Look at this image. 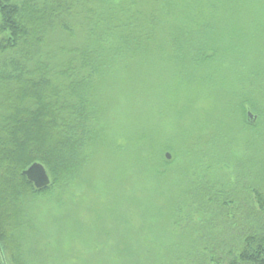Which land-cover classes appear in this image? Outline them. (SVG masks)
Returning <instances> with one entry per match:
<instances>
[{"label":"trees","instance_id":"obj_1","mask_svg":"<svg viewBox=\"0 0 264 264\" xmlns=\"http://www.w3.org/2000/svg\"><path fill=\"white\" fill-rule=\"evenodd\" d=\"M248 2L0 0V264L5 257L22 264L19 235L28 200L82 177L93 142L104 130L98 100L101 86L109 85L111 67H117L114 62L152 67L164 22L190 18L198 23L195 15L207 7L201 28L209 27L226 10L234 16ZM209 41L181 30L174 62L187 69L184 74L211 49ZM216 42L212 51L220 49ZM258 68L254 77L260 76V83L227 98L232 111L241 107L243 114L239 129L245 137L239 142L242 157L234 164L236 181L223 185L186 177L174 199L170 212L178 235L173 247L181 264H264V62ZM230 133L228 126L210 137L195 136L190 143L197 151L196 144L223 142L229 155L237 140ZM135 160L154 168L146 156ZM34 162L45 167L48 185L37 188L23 173ZM159 168L155 171L162 175L165 168Z\"/></svg>","mask_w":264,"mask_h":264},{"label":"rangeland","instance_id":"obj_2","mask_svg":"<svg viewBox=\"0 0 264 264\" xmlns=\"http://www.w3.org/2000/svg\"><path fill=\"white\" fill-rule=\"evenodd\" d=\"M206 11L195 15L198 23L190 18L163 23L152 67L114 62L117 67H111L109 85L101 86L98 100L104 130L93 142L82 177L25 205L22 264H181L173 247L178 235L170 212L174 199L186 177L223 185L236 181L243 114L241 107L232 111L227 98L260 83L254 73L264 62V0H249L234 16L226 10V16L201 28ZM181 30L211 40V49L188 75L174 62ZM215 40L220 49L212 51ZM228 126L237 139L229 155L223 142L196 144L200 151L190 143ZM136 156L150 158L154 168L142 167ZM161 166L165 171L159 175L155 170Z\"/></svg>","mask_w":264,"mask_h":264},{"label":"water","instance_id":"obj_3","mask_svg":"<svg viewBox=\"0 0 264 264\" xmlns=\"http://www.w3.org/2000/svg\"><path fill=\"white\" fill-rule=\"evenodd\" d=\"M249 119H253L252 114L248 113ZM166 158H170V154L167 152L165 154ZM23 173L26 175L27 179L33 182L34 186L37 188L44 187L49 184L50 178L48 173L40 162L32 163L28 168H26Z\"/></svg>","mask_w":264,"mask_h":264}]
</instances>
